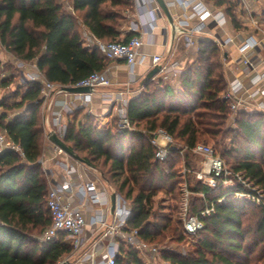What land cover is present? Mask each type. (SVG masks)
I'll return each mask as SVG.
<instances>
[{
    "label": "trees",
    "instance_id": "1",
    "mask_svg": "<svg viewBox=\"0 0 264 264\" xmlns=\"http://www.w3.org/2000/svg\"><path fill=\"white\" fill-rule=\"evenodd\" d=\"M214 1L226 4L231 22L241 26L234 12L236 2ZM72 3L74 13L60 0H0L2 45L20 59L36 61L50 81L63 85L103 71L110 61L98 48L84 46L79 19L97 38L118 40L126 11L133 10L136 0ZM133 34L129 32L121 40L127 41ZM3 70L7 73L0 79V92L15 86L18 77L12 64L0 59V73ZM178 81L179 90L163 76L142 83L140 93L127 104L128 117L136 126L133 131H120L116 122L110 129H98L96 117L84 112L85 107L68 113L72 120L64 141L128 201L131 214L124 228H137L151 243L166 238L186 240L181 218L153 210V198L159 191L175 201L171 210L178 208L182 214L187 188L189 215L223 194L222 189L214 190L197 178L196 163L189 157L192 152H179L183 145L217 142L227 165L264 190V112L240 110L228 126L230 108L221 97L228 86L224 51L215 39L199 40L196 58L184 66ZM13 96L20 99L12 102ZM0 105L4 108L0 129L25 153L24 158L11 150L0 153V264H59L76 250L65 233L46 242L33 236L34 231L51 224L45 205L50 185L39 162L45 140L41 83L16 85L14 94L0 100ZM17 108L21 112L8 120L9 112ZM158 128L175 140L164 160L155 158L157 147L151 142L152 132ZM187 157L190 171L184 173L183 158ZM202 219L204 227L195 234L198 242L193 250L161 251L167 264H264V208L228 196ZM118 242L114 264H147L125 239L118 238Z\"/></svg>",
    "mask_w": 264,
    "mask_h": 264
},
{
    "label": "built area",
    "instance_id": "2",
    "mask_svg": "<svg viewBox=\"0 0 264 264\" xmlns=\"http://www.w3.org/2000/svg\"><path fill=\"white\" fill-rule=\"evenodd\" d=\"M138 7L143 12H152L149 4L156 0H136ZM185 7L189 8V12L184 13L178 20L181 26H187L190 22L195 21L190 26L189 44H198L195 39L196 34L204 32L210 25V21H214L217 25L223 26L226 22V16L221 11L213 12L212 9L203 0H176ZM169 5V3H168ZM160 8L158 3L153 11ZM151 21H155V14H152ZM264 18V17H263ZM143 21L135 22L130 30L134 34L129 40L121 39L113 41H104L94 36V40L89 43L90 47H96L108 60L122 59L125 61L130 70L133 71L135 65L143 62L148 55L142 50L144 40L139 32ZM261 31V38L249 37L239 46L242 55L241 59L249 67V73L246 76L248 80L242 77H235L228 82L226 90L222 93V99L228 103L230 108L229 120L235 122V115L240 110L248 112H264V58L259 60L257 52L259 47L264 44V26L258 25ZM217 44L224 51L225 46L232 43L234 39L228 37L222 39L214 38ZM18 68L21 69L22 79L25 82L39 81L41 83L42 104L48 110H52L53 126L59 137L64 139L67 131L68 123L65 121L66 113H71L78 108L85 107L92 102V92H69L65 89L67 86H90L94 90L100 86H108L111 84L107 70L94 71L83 79L68 85L50 81L39 68L35 70H26L27 60H23L15 56ZM151 67L160 65V72L165 75L177 76L181 69L178 61L168 62L161 54H153L150 56ZM225 61V58H224ZM262 65V66H261ZM5 76L4 73L1 74ZM54 92L64 93L66 98L60 100H52ZM129 90L120 91L118 94L107 93L110 99V105L116 112V125L120 131H133L136 126L127 114V104L129 102ZM48 137L49 132L46 134ZM151 142L157 147L155 158L164 160L171 152L175 140L173 136L163 128H158L152 132ZM56 145V144H55ZM56 154L65 152L60 146H55ZM11 150L17 152L23 158L25 157L22 147L13 141L5 132H0V153ZM191 151L194 154L201 155L202 166L195 170L198 179L203 180L212 189H222L223 194L212 201H206L203 208L197 214H188V196L189 190L186 188L185 200L183 204L184 222L183 228L187 235H195L204 227L203 216L212 213L215 210L216 203L224 201L228 196L239 199H246L264 208V190L246 178L241 172L230 168L222 155L217 150L204 143H198L195 146L183 145L179 148V152L184 154ZM66 153V152H65ZM40 161V160H39ZM68 173L75 171V168L67 162H61ZM190 168L183 165V172L187 173ZM186 185V184H185ZM77 188V191H74ZM71 192V194H67ZM75 192L80 195L81 200L87 198L91 203H104L107 201L108 192L106 189H98L95 181L75 184L73 181H64L50 187L45 205L49 209L51 215V224L43 231L42 239L44 242L54 240L60 233H65L68 239L76 249L80 248L84 243V234L87 225L99 226L102 230V236L109 239L105 251L100 252L97 245L82 258V260H91V264H114L119 254L118 238L125 239L130 245L134 246L148 262L151 256L157 255L159 246L144 240L139 235L137 228L125 229L124 226L131 214V207L128 201L118 192H115V207L112 219L109 220L103 213L92 216L90 220L85 215L80 205H74L71 200ZM204 196V194H203ZM100 256V258H97ZM80 258V259H81ZM64 259L63 261H65ZM61 261V262H63ZM60 262V263H61Z\"/></svg>",
    "mask_w": 264,
    "mask_h": 264
},
{
    "label": "crops",
    "instance_id": "3",
    "mask_svg": "<svg viewBox=\"0 0 264 264\" xmlns=\"http://www.w3.org/2000/svg\"><path fill=\"white\" fill-rule=\"evenodd\" d=\"M166 1L167 3H169V8L175 21L174 27L170 25L166 15L160 8L156 9V11H153V8H155L157 2H152L149 4L148 8L152 9L153 13L147 11L141 14L142 10H140V8L138 7L137 1L132 11H126V20L123 22L120 28L121 35L119 38L123 39L125 35H127V33L131 32L130 28L135 22L143 21L138 33L142 35V38L144 40L142 50L148 55V58L143 62L137 63L133 71L130 70L125 61L122 59L110 60L108 62V65L105 69L107 70V74L110 78L111 84L108 86L97 87L93 91L92 102L88 105V108L86 107V109L84 110V112L88 111L96 117L98 129H110L115 125L116 112L110 105V99L107 98L106 94H118L120 91L126 90L130 91L128 94L130 98L139 94L141 91L142 81L144 80L149 70L152 68L150 60L151 55L161 54L168 62L178 61L181 70L187 63L193 61L196 58L198 53V44L190 45L188 41L190 38V26L192 25V23H195V21L192 20V22H190V24L187 26H181L178 22V20L183 16L184 13H188L190 11L189 8L185 7L178 1L176 2V0ZM203 1H205V3L210 9H212L213 12H223L226 16V22L223 26H219L214 21H210V25L204 32L198 33L193 37H195L198 42L203 38L214 39L218 36L222 39H227L228 37H232L234 41L227 44L224 49V66L226 70L227 80L229 82L235 77H242L247 81L248 78L246 76L248 75L250 70L249 67L241 59L242 55L239 51V46L244 42V40L249 37L261 38L262 33L257 28V26H264V0H232L233 2H236L234 12L236 14L237 21L241 25L240 27L234 26V24L231 22V17L226 12V4H216L214 0ZM152 14H155L154 22L151 21ZM79 31L81 33L84 46L90 47L89 43L94 40V34L88 29V27H86L82 19H79ZM259 48L260 49L258 50L257 55L258 59L261 60L264 58V44ZM14 58V54H11L10 52H1L0 59L2 61L4 59H10L13 62ZM27 61L28 64L25 67L26 70H33L35 68H38L36 61ZM20 74L21 75H18L17 77L15 86L27 83L22 79L21 69ZM158 76L165 77L166 80L174 85L176 90H179V75L171 76L170 74L165 75L164 73L159 72L155 77ZM10 87L11 86H8L4 89L7 90ZM1 92L2 94L0 95V100L12 95H7V93L3 90ZM14 92L15 87H13V94ZM66 97L68 96H66L64 93L54 92L52 100H60ZM17 100H19L17 96H13L11 98L12 102H15ZM52 110H48L46 106H43L42 104L41 113L45 140L43 154L39 159V162L42 164V167L45 170L50 187L54 186L57 183L68 180L73 181L75 184L95 181L98 189L107 190L108 197L106 198V202L101 204L91 203L90 200H87V198L82 201L80 195L76 192L71 200L73 201L74 205L81 206L88 220H90L92 216L99 213H103L105 217L111 220L115 207L113 195L117 191L112 189L103 178L98 176L97 173H94V171L97 172L95 168L82 162H76V159L73 160L74 158L71 157L68 153L62 152L56 154V145L46 135L47 133H45L46 129L49 130V133L52 131L55 132L52 122ZM20 112L16 113L15 115L19 114ZM70 120H72V116H69V114L66 113L65 121L68 123V121ZM230 123L232 122L230 121ZM62 161L72 165L75 168V171L68 173L61 164ZM74 191H77V188ZM67 194L69 195L71 194V192H68ZM85 235L86 238L92 237L91 248L92 246H94V244H96L100 252L105 251L106 246L109 243V239L102 236V230H100L99 226H92L90 224L87 225ZM98 258H100V256L95 259ZM91 263V260H82L81 258L73 264Z\"/></svg>",
    "mask_w": 264,
    "mask_h": 264
},
{
    "label": "rangeland",
    "instance_id": "4",
    "mask_svg": "<svg viewBox=\"0 0 264 264\" xmlns=\"http://www.w3.org/2000/svg\"><path fill=\"white\" fill-rule=\"evenodd\" d=\"M60 1L63 3V5L65 6V8L67 10H69L71 12L73 11V13H74L73 3H72L73 0H60ZM5 51L10 52L2 45L1 40H0V55H1V52H5ZM10 53L13 54L12 52H10ZM15 60L16 59L14 58V60L12 62L10 59H4L2 62L5 64H12L13 72H15L16 75H21L20 74V68H18V64L16 63ZM33 70H35V69H33ZM6 72L7 71L3 70L0 73V78H3L4 76H2L1 74L2 73L6 74ZM13 87H15V86H11L7 90L6 89H2V90L4 92H6L7 95L13 94ZM1 94H2V92L0 93V95ZM18 98L20 99V96H18ZM86 107L88 108V105ZM3 110H4V108L0 107V114L3 112ZM21 110H22V108H20V109L17 108V109L11 110L9 112L8 120L11 119L16 113L20 112ZM229 125H231L230 120L228 121V126ZM43 131H44V129H43ZM45 131H46L45 133H47L49 130L46 129ZM0 132H4V131L0 129ZM204 144H209V145L213 146L217 150V152L220 153L221 145H219L217 142L214 143L213 140H211L210 142L204 143ZM191 154H193V155L189 156V157H191V160H193V162L196 163V167H197L196 170L200 169L202 166L201 155L194 154V153H191ZM187 159H188V157L185 159L183 158V165L184 164L187 165ZM73 160H75V159H73ZM75 161L80 163L77 160H75ZM96 171L97 172L94 171V173L95 174L97 173L98 176L103 178L100 171L98 169H96ZM193 183H194V181H193ZM206 192H207V190H206ZM206 192L205 191L201 192V195L206 194ZM173 202L175 204V201H172L170 196L165 191H159L158 194L153 198V208H154L153 210L161 211L164 214H168V215L172 214L174 216V218H181L182 219V228H183L184 209L182 211L183 212L182 214L179 212L178 208L172 211L171 210V204H173ZM183 204H184V202H183ZM44 230H45V228H42L41 230L34 231L33 232L34 238L37 239L38 241H43L42 236H43ZM183 231H184V228H183ZM185 236H186V240L183 242L170 240L169 238H166L163 241L153 242V244H157L159 246V252L157 253V255L151 256L148 262H146V261L145 262L147 264H167L166 261H164V259L161 256V251L163 249H172L175 251H180L182 253H187L189 250H193L194 244H196L198 242V237H196L195 235H187V234H185ZM91 239H92V237L86 238V235L84 234L83 245L80 248L76 249L71 257H67L64 259L70 260L73 263L77 262L80 259V257L85 256L91 250Z\"/></svg>",
    "mask_w": 264,
    "mask_h": 264
},
{
    "label": "water",
    "instance_id": "5",
    "mask_svg": "<svg viewBox=\"0 0 264 264\" xmlns=\"http://www.w3.org/2000/svg\"><path fill=\"white\" fill-rule=\"evenodd\" d=\"M156 2L158 3L162 12L166 15L170 25L172 27H174L175 21H174L172 14H171V11H170V8H169L167 1L166 0H156ZM160 67H161L160 65L152 67L149 70V72L146 74L142 83L146 80H149V79L155 77L160 72ZM65 89L69 92H92V91H94V87H90V86H67V87H65ZM49 138L54 142V144L60 146L71 157H73L74 159H76L79 162L85 163L84 159L81 156H79V154L76 151H74L64 141V139L59 137L56 132H54V131L50 132ZM113 201H115V195H113ZM60 264H73V262H71L70 260H65V261L61 262Z\"/></svg>",
    "mask_w": 264,
    "mask_h": 264
}]
</instances>
